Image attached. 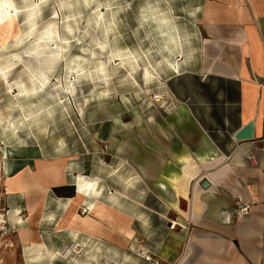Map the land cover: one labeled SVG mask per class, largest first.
I'll list each match as a JSON object with an SVG mask.
<instances>
[{
    "label": "crops",
    "instance_id": "crops-1",
    "mask_svg": "<svg viewBox=\"0 0 264 264\" xmlns=\"http://www.w3.org/2000/svg\"><path fill=\"white\" fill-rule=\"evenodd\" d=\"M195 1L178 70L160 82L167 123L141 125L125 143V189L103 196L101 186L102 208L75 210L94 229L64 223L74 209L49 189L66 176L49 183L47 162L28 155L16 166L1 151L0 264H52L75 239L85 246L68 264H264V168L259 152L252 165L245 157L264 133V0ZM248 123L254 142L237 140ZM241 200L249 213L233 217Z\"/></svg>",
    "mask_w": 264,
    "mask_h": 264
},
{
    "label": "rangeland",
    "instance_id": "rangeland-1",
    "mask_svg": "<svg viewBox=\"0 0 264 264\" xmlns=\"http://www.w3.org/2000/svg\"><path fill=\"white\" fill-rule=\"evenodd\" d=\"M7 1L12 6L6 15L15 8V20L9 37L0 42V68L12 66L6 74L12 84L27 86V75L38 79L39 73L47 83L37 97L24 100L16 95L14 84L8 89L0 78V119L5 124L15 121L18 127L15 135L0 122V155L2 151L16 159L20 162L16 166L28 155L43 163L54 160L66 176V183L49 189L58 201L75 195L78 175L98 178L103 196L111 186L125 189V143L138 141L141 125L150 128L156 121L166 122L173 107L156 97L165 93L160 82L172 71L162 53L176 60L179 54L171 44L173 53L163 49L162 18L175 26L186 50L189 40L184 34L195 27L191 9L196 1ZM131 54L137 55L139 64L132 77L120 58ZM149 62L156 70L154 82L147 84L143 67ZM55 259L52 264H68L70 258ZM125 259L132 264L131 256Z\"/></svg>",
    "mask_w": 264,
    "mask_h": 264
},
{
    "label": "bare ground",
    "instance_id": "bare-ground-1",
    "mask_svg": "<svg viewBox=\"0 0 264 264\" xmlns=\"http://www.w3.org/2000/svg\"><path fill=\"white\" fill-rule=\"evenodd\" d=\"M6 4L10 5V7L12 6V3L10 1L8 2L7 0L4 1L3 3H0V42H4L9 37V34L11 32L10 30L15 20V15H14L15 8H13V11H11L6 15V13L10 8V7L6 8L5 7ZM162 21H165L164 24L166 27L164 29L160 28L159 30L160 33L165 36L163 42L164 43L163 49H165L166 52H168L169 54H171V52L173 53L174 49H171V46H169L171 44L172 46L175 47V49H177L176 52L181 53L182 48L180 47L182 45L181 42L178 40L179 37L177 35L178 33L175 31V26H173L171 22H168V18L166 17H163ZM120 58L122 60V64L127 65L126 70L128 72V75L132 77L139 65L137 61L138 60L137 55L131 54L130 56H126L125 58L123 57ZM162 58L164 59V62L169 67V69L173 71L178 70V63L176 59L173 58L169 59L166 56H164L163 53H162ZM11 68L12 66L10 64H6L5 66L1 67L0 70H2V72H0V78L4 81L8 89L11 88L14 84L13 88L15 87L17 88L16 95H18L19 99H24V100L32 99L37 97L39 93H41L42 90H40L41 89L40 78L41 75H43L42 73L38 74V79L34 78L33 75L31 74L27 75V78H29V84H27V86L24 84H19L18 82H13L12 84L10 83V80L7 79V75H6L7 72L11 70ZM155 70H156L155 66L150 64V62H149V67L144 65L143 75L145 78V83L148 84L153 82V80L155 79L153 75L155 73ZM133 80L135 82V79ZM156 97L160 98L161 102L165 104L168 101V97L170 96L164 94L162 95V97L159 95H157ZM33 113L35 112H32L31 114ZM0 122L1 125L7 127L12 134L15 133V135H17L18 127L16 126L15 121L12 122L11 124H5L4 119H0ZM53 161L47 162V164H45L44 172L49 174L50 176L49 183H54L58 185L62 183L63 175L60 172V170L55 166ZM100 194H101V190L100 188H98V178H94L93 180L86 177L83 178L81 175H78L76 181V193L73 197L69 199L67 203V209L73 208L74 211L72 212L71 215L69 214L64 215L63 217L64 223L67 225H72L80 221L82 226L87 227L89 229H94L95 223L93 222L94 220L91 219V216L77 214L75 210L79 203H84L85 205H87L89 212L95 214L97 208H102V205L98 202V197L100 196ZM75 241L77 242L76 246L78 244L81 247L85 246V243L82 240L75 239ZM57 251H55V256L53 254L51 257L60 258V254H58ZM72 255L70 257H74V255L73 256ZM36 259L37 257L35 258L32 257L31 261H35Z\"/></svg>",
    "mask_w": 264,
    "mask_h": 264
},
{
    "label": "built area",
    "instance_id": "built-area-1",
    "mask_svg": "<svg viewBox=\"0 0 264 264\" xmlns=\"http://www.w3.org/2000/svg\"><path fill=\"white\" fill-rule=\"evenodd\" d=\"M252 141V140H250ZM254 142V141H252ZM257 145L256 147H253L251 151H248L245 153L246 160L248 161L249 164H253L255 161L254 157V150L260 153L261 156V162L262 166L264 168V133L257 139ZM251 203L250 202H244V201H239L238 205L233 209L231 212V215L233 217H238V215H246L249 213ZM175 222H171L169 228H174L176 225ZM175 224V225H174ZM7 228L5 226H1L0 228V234L6 233ZM77 242L75 240H72L69 245H62L60 249L57 251L58 254H60L61 259H67L70 258L72 254H78L80 252L81 246L78 244L76 246ZM77 247V248H76ZM75 249V251H74ZM143 257L146 260L151 259L150 253H144Z\"/></svg>",
    "mask_w": 264,
    "mask_h": 264
},
{
    "label": "water",
    "instance_id": "water-1",
    "mask_svg": "<svg viewBox=\"0 0 264 264\" xmlns=\"http://www.w3.org/2000/svg\"><path fill=\"white\" fill-rule=\"evenodd\" d=\"M235 138L240 141L252 140V123H248L245 127L238 131L235 135Z\"/></svg>",
    "mask_w": 264,
    "mask_h": 264
},
{
    "label": "clouds",
    "instance_id": "clouds-1",
    "mask_svg": "<svg viewBox=\"0 0 264 264\" xmlns=\"http://www.w3.org/2000/svg\"><path fill=\"white\" fill-rule=\"evenodd\" d=\"M41 2L43 3V2H45V0H41ZM5 7H6V8H7V7H10V5H7V4H6ZM97 11H98V9H97ZM35 14H36V15H39L38 12L35 13ZM102 15H103V14H101V17H100V18H102ZM51 27H53V26H52V25H49V28H51ZM69 31H70V30H69ZM54 34H55L54 32H50V33H48V35H54ZM64 43H68V41H64ZM29 55H31V53H29ZM56 55L58 56L59 53H57ZM76 59H80V57H77ZM40 82H41V89H40V90H42L43 85L47 83V80L43 77V75H41Z\"/></svg>",
    "mask_w": 264,
    "mask_h": 264
}]
</instances>
